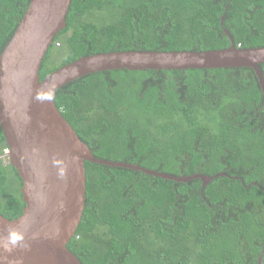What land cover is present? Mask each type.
I'll return each mask as SVG.
<instances>
[{
	"label": "trees",
	"instance_id": "obj_1",
	"mask_svg": "<svg viewBox=\"0 0 264 264\" xmlns=\"http://www.w3.org/2000/svg\"><path fill=\"white\" fill-rule=\"evenodd\" d=\"M28 4L0 0V53ZM223 28L236 47L264 46V0H71L39 76L100 52L226 48ZM54 101L97 158L175 176L225 174L202 186L85 161L84 209L66 245L83 264H257L264 250L259 164L194 123L167 148L153 138L201 109L218 111L224 132L260 137L264 151V95L252 68L103 70L61 86ZM6 148L0 127V213L12 219L25 203L21 178L2 157Z\"/></svg>",
	"mask_w": 264,
	"mask_h": 264
},
{
	"label": "water",
	"instance_id": "obj_2",
	"mask_svg": "<svg viewBox=\"0 0 264 264\" xmlns=\"http://www.w3.org/2000/svg\"><path fill=\"white\" fill-rule=\"evenodd\" d=\"M71 0H29L9 41L0 53V127L7 145L8 163L22 181V213L8 219L0 213V243L9 227L25 232L27 247L11 252L0 248V264H83L67 248L81 220L86 194L85 161L121 166L174 181L214 177L195 173L175 176L134 163L97 158L55 105V92L68 82L93 72L128 70H180L192 68L250 67L264 95V46L208 50H128L83 55L39 76V68L56 34L66 27ZM224 16L221 17L223 25ZM63 161L64 176L59 175ZM259 264V263H258Z\"/></svg>",
	"mask_w": 264,
	"mask_h": 264
},
{
	"label": "rangeland",
	"instance_id": "obj_3",
	"mask_svg": "<svg viewBox=\"0 0 264 264\" xmlns=\"http://www.w3.org/2000/svg\"><path fill=\"white\" fill-rule=\"evenodd\" d=\"M181 120L182 124L175 129H169L171 125L170 123H166L164 127H166L167 130L154 132L153 138L155 141L167 148L170 142L181 133L182 128L194 123L197 126L205 127L207 132H211L213 135H222L221 137L228 141L231 146L236 147L239 158L245 161L257 162L260 168L259 173L264 175V151L261 147L262 139L260 137L246 138L235 130H227L224 132L220 125L221 117L218 111L205 112L201 109H194L190 111L188 115L182 117ZM2 157L4 158V162H8L6 150Z\"/></svg>",
	"mask_w": 264,
	"mask_h": 264
},
{
	"label": "clouds",
	"instance_id": "obj_4",
	"mask_svg": "<svg viewBox=\"0 0 264 264\" xmlns=\"http://www.w3.org/2000/svg\"><path fill=\"white\" fill-rule=\"evenodd\" d=\"M54 164L59 165V175L61 177L64 176L65 167L63 165V161L54 160ZM28 243L26 240L25 232L21 231L14 227H9L7 230V235L4 238L3 242L0 243V248L5 252H11L17 247H27Z\"/></svg>",
	"mask_w": 264,
	"mask_h": 264
},
{
	"label": "bare ground",
	"instance_id": "obj_5",
	"mask_svg": "<svg viewBox=\"0 0 264 264\" xmlns=\"http://www.w3.org/2000/svg\"><path fill=\"white\" fill-rule=\"evenodd\" d=\"M183 182V181H181ZM186 182V181H185ZM260 261H261V255L258 257V260H257V264L259 263L260 264Z\"/></svg>",
	"mask_w": 264,
	"mask_h": 264
},
{
	"label": "flooded vegetation",
	"instance_id": "obj_6",
	"mask_svg": "<svg viewBox=\"0 0 264 264\" xmlns=\"http://www.w3.org/2000/svg\"><path fill=\"white\" fill-rule=\"evenodd\" d=\"M263 253H264V250H263V251L261 252V254H260V255H261V259H262V254H263ZM260 255H259V256H260ZM259 256H258V257H259ZM257 260H258V259H257ZM260 264H261V261H260Z\"/></svg>",
	"mask_w": 264,
	"mask_h": 264
}]
</instances>
